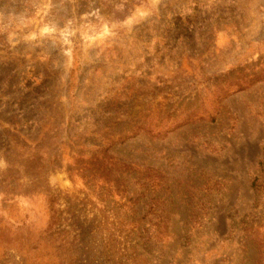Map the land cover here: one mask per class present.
Segmentation results:
<instances>
[{
    "label": "rangeland",
    "instance_id": "obj_1",
    "mask_svg": "<svg viewBox=\"0 0 264 264\" xmlns=\"http://www.w3.org/2000/svg\"><path fill=\"white\" fill-rule=\"evenodd\" d=\"M0 264H264V0H0Z\"/></svg>",
    "mask_w": 264,
    "mask_h": 264
},
{
    "label": "trees",
    "instance_id": "obj_2",
    "mask_svg": "<svg viewBox=\"0 0 264 264\" xmlns=\"http://www.w3.org/2000/svg\"><path fill=\"white\" fill-rule=\"evenodd\" d=\"M255 184V182L253 183V185Z\"/></svg>",
    "mask_w": 264,
    "mask_h": 264
}]
</instances>
